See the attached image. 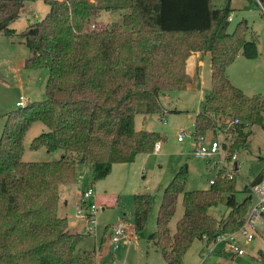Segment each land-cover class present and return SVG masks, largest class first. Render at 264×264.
<instances>
[{
	"label": "trees",
	"instance_id": "obj_1",
	"mask_svg": "<svg viewBox=\"0 0 264 264\" xmlns=\"http://www.w3.org/2000/svg\"><path fill=\"white\" fill-rule=\"evenodd\" d=\"M27 1L34 0H0L1 33H16L9 24ZM44 1L47 13L18 33L29 50L24 67L47 69L44 97L1 115L0 264H72L84 233L71 231L67 218L57 214L59 185L75 182L77 163L91 165L97 181L108 175L113 163H129L139 153L152 152L161 136L136 129L135 117L163 115L159 95L186 89L191 81L186 60L192 52H208L211 70V91L194 116L193 140L199 135L211 138L218 131L234 133L226 148L231 153L245 144L251 125L264 130V93L245 94L226 74L238 55L258 56L256 38L246 37V19L228 31V4ZM109 9L122 10L120 20L98 21L100 12ZM138 104L144 108L139 110ZM235 118L239 123H233ZM35 121L46 130L33 138L30 148L60 149V158L22 160L23 138ZM221 172L208 188L188 191L187 166L182 165L163 189L156 228L148 239L166 263H180L194 240L205 236L209 244L218 232H235L243 224L252 204L250 186L243 187L246 195L237 201L235 176L221 177ZM180 197L183 213L172 233L169 222ZM220 203L228 212L218 219L209 209ZM151 206L149 192L134 194L135 232L144 228ZM260 254L264 257L263 251ZM91 258L87 251L76 264H91Z\"/></svg>",
	"mask_w": 264,
	"mask_h": 264
},
{
	"label": "rangeland",
	"instance_id": "obj_2",
	"mask_svg": "<svg viewBox=\"0 0 264 264\" xmlns=\"http://www.w3.org/2000/svg\"><path fill=\"white\" fill-rule=\"evenodd\" d=\"M227 4L231 8L228 31H233L239 20L246 19L248 22L246 37L247 39L255 37L257 46L261 50L264 47V14L258 5L254 0H212L214 7H224ZM48 9L49 5L44 0L27 1L21 9L19 17L9 24V28L14 29L16 33L8 36L0 32V134L4 124V117L1 115L11 109L18 108L15 105L16 100L22 97L27 103L29 101H41L44 97L47 69H27L24 67V61L29 55V50L18 33L28 24L41 19ZM121 12L122 10L115 9L103 10L97 20L102 22L120 20ZM203 61L205 65L198 68V74H192L186 89L169 92L167 95L160 94V103L166 109L165 115H144L142 113L136 115L134 120L136 129H146L160 134L161 138L157 142H160L161 147L158 151L139 153L129 163H113L108 175L97 181L93 179L91 165L87 163L76 164V182H73V188L70 192L74 197H78L83 191L91 187L93 196H90L85 204L88 205L95 200L97 208L94 215L95 228L92 232L86 233L84 230L85 222L77 213L79 201L73 202L71 198L66 207L62 205V200L61 205H58L57 214L59 216L67 215L68 223L70 221V230L84 233L74 249L72 264H76L82 253L87 251H91V264H95L98 259L107 264L112 260L117 264H168L163 259L159 249L148 239L149 234L156 228V214L163 189L182 165L187 166L185 190L188 191L208 188L209 179L217 170L210 168L207 163L208 159L197 158L192 153V146L194 145L191 134L193 131L192 120L196 112L203 110L205 95H209L211 89L208 58L205 57ZM200 81L203 82V85H200ZM256 83L261 84L264 89V75L262 78H257ZM138 108L142 110L143 104H138ZM175 108L176 110H174ZM162 116H165V123ZM179 128L186 129L189 134L183 141L177 140ZM251 129L252 135L248 140L246 149L237 152L240 165L233 175L235 176L237 201L242 200L246 195L243 187H249L251 181L263 170V168L261 169L262 163L256 157L264 152L263 129L258 124L252 125ZM44 130L46 128L40 121L33 122L27 129L23 138L22 160L36 161L60 158L63 153L60 149L48 152L45 149L34 150L30 148L33 138ZM215 137L221 142L230 139L223 131H218ZM229 143L228 141V145ZM233 151L230 152L235 153ZM224 152L220 156H215L214 159L217 160V163H222L218 164L217 167L225 172L232 163V154L227 150ZM64 192L65 187H61L59 189L61 198ZM139 192L150 193L152 206L144 228L135 232L134 194ZM254 198L253 195L251 199L254 200ZM82 206L85 213V205L82 204ZM226 211L228 212L225 203H220L209 209L210 214L218 219L226 215ZM182 213L183 206L180 197L175 213L169 222V229L172 233L176 221L182 216ZM117 223L125 226L126 235L131 239V242L127 243L122 239L116 249L112 250L111 248L112 254L106 256L110 250L109 233L113 225ZM236 237L245 250L243 255L225 254V251H220L219 247H214L202 259V252L206 249L205 242L203 239H196L182 257L181 262L175 264H201L202 262L204 264H264V257L260 254V251L264 252V229L247 243L244 242V237L241 234H237ZM94 247L95 250H93Z\"/></svg>",
	"mask_w": 264,
	"mask_h": 264
},
{
	"label": "built area",
	"instance_id": "obj_3",
	"mask_svg": "<svg viewBox=\"0 0 264 264\" xmlns=\"http://www.w3.org/2000/svg\"><path fill=\"white\" fill-rule=\"evenodd\" d=\"M255 3L260 8L261 12L264 14V7L260 0H254ZM26 104L24 99L20 97L15 102L17 107H23ZM165 123V119H162ZM233 123H239V119L235 118ZM188 132L184 128H179L177 132V140L183 141L186 136H188ZM217 137L213 136L211 138H206L203 135H199L196 139H194V146L192 153L197 158H204L209 160V165L212 170L215 168V173L209 179V183H213L214 178L217 176L218 171H223L222 169H218L217 160L214 159L215 156H220V154L226 150L222 149V142L216 139ZM160 149V143L156 142L153 146L154 151H158ZM236 159V154L232 153L231 162ZM238 165H233L231 163L230 167H227L225 172H221V177L227 176L231 178L236 172ZM224 169V166H222ZM262 177L261 180L254 186L250 187V191L252 196L254 195V200L252 201L251 207L244 219L243 224L238 228L235 232H218L212 242L209 244L205 243V250L202 252V259L206 257L209 252L214 247H219L220 251H225L226 253L233 254V255H243L245 253L244 248L239 244L237 240V234H241L244 237V242H250L256 235H259V232L264 229V168L261 173ZM93 196V190L91 187L87 188L85 191L82 192L79 205L77 208V213L81 216L83 221L85 222V232L90 233L95 228V210L97 208L95 200L88 205L85 204V201L90 197ZM84 204L86 211L83 212ZM124 239V242H131V239L128 238L126 235L125 227L121 223H117L113 225L111 232L109 233V244H110V252L111 248L116 249L120 244V241ZM203 241L206 242V237H202ZM95 264H107L103 260L98 259ZM108 264H117L112 260ZM203 264V262L201 263Z\"/></svg>",
	"mask_w": 264,
	"mask_h": 264
},
{
	"label": "crops",
	"instance_id": "obj_4",
	"mask_svg": "<svg viewBox=\"0 0 264 264\" xmlns=\"http://www.w3.org/2000/svg\"><path fill=\"white\" fill-rule=\"evenodd\" d=\"M205 57L208 58V61H209V72H211V70H210V56H208V52H192L189 55V57L186 60V71L190 75V78L192 77L193 73L198 74V68L199 67L202 68L205 65L204 61H203L205 59ZM192 66H194V68H192ZM248 69H249V71L247 72ZM226 74H227L229 80L231 81V83L233 85H235L236 87L240 88L245 94L253 95V94H257V93H264V89L262 88L261 84L258 85L256 83V79L257 78H262V76L264 75V47L261 50L258 48V56L256 58H253V59L245 58L242 55H238L235 58V60L233 62H231L228 65V67L226 68ZM200 85H203L202 81H200ZM210 91H211V89H210ZM210 91H209V93H210ZM168 93L169 92L164 93V95H167ZM160 96L161 95H159V97ZM206 96L207 95H205V97ZM159 101H160V98H159ZM167 110H169V109H167ZM174 110H176V108ZM165 111H166V109H164V113H165ZM195 114H194V116H195ZM263 117H264V114H263ZM162 118L165 119V116H163ZM193 121H194V117H193V120H192V126H193ZM251 126H250L251 134L247 137L245 144L242 147H240L238 150L235 151L236 159L233 160L232 163H233V165H235V164L238 165V167H239L240 163L238 162L237 152L239 153L243 149L244 150L246 149V145L248 144V140H249V138L252 135ZM225 135L230 137V139L228 141L231 143V141H233V138H234V136L231 137V135H234V133H227ZM263 136H264V130H263ZM228 141L222 142V143L225 144L226 148H227V146H229L228 145ZM193 146H192V150H193ZM160 147H161V145H160ZM222 153H225V152L223 151ZM256 157L259 160V162L262 163L261 169L264 168V152L260 153ZM218 164H222V163H218ZM59 186H60L59 189L61 187H65V192L62 193V198H61V195L59 194V203H58V205H61V203H60L61 200H62V205L65 206V207L69 204L71 198H72L73 202H76V201L80 200L81 195H79L78 197L77 196L74 197L71 194V192H70V190L73 188V183H71V184H60ZM64 217L67 218V215H64ZM68 227H69V229L71 228L70 221L68 223ZM95 249L96 248L94 247L93 250H95ZM110 254H112V253L109 251L106 254V256L107 255L109 256Z\"/></svg>",
	"mask_w": 264,
	"mask_h": 264
},
{
	"label": "water",
	"instance_id": "obj_5",
	"mask_svg": "<svg viewBox=\"0 0 264 264\" xmlns=\"http://www.w3.org/2000/svg\"><path fill=\"white\" fill-rule=\"evenodd\" d=\"M222 149L224 150L225 149V144L223 143L222 144ZM261 177L262 175L261 174H258L250 183V187L256 185L260 180H261Z\"/></svg>",
	"mask_w": 264,
	"mask_h": 264
}]
</instances>
